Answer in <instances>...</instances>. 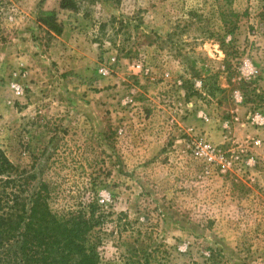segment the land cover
<instances>
[{
  "label": "rangeland",
  "instance_id": "rangeland-1",
  "mask_svg": "<svg viewBox=\"0 0 264 264\" xmlns=\"http://www.w3.org/2000/svg\"><path fill=\"white\" fill-rule=\"evenodd\" d=\"M60 2L0 0V146L30 192L96 210L101 264H264V0Z\"/></svg>",
  "mask_w": 264,
  "mask_h": 264
},
{
  "label": "trees",
  "instance_id": "trees-1",
  "mask_svg": "<svg viewBox=\"0 0 264 264\" xmlns=\"http://www.w3.org/2000/svg\"><path fill=\"white\" fill-rule=\"evenodd\" d=\"M60 7L77 11L78 3L61 0ZM28 180L0 146V264H101L96 210L56 213ZM204 264L224 263L211 253Z\"/></svg>",
  "mask_w": 264,
  "mask_h": 264
},
{
  "label": "crops",
  "instance_id": "crops-1",
  "mask_svg": "<svg viewBox=\"0 0 264 264\" xmlns=\"http://www.w3.org/2000/svg\"><path fill=\"white\" fill-rule=\"evenodd\" d=\"M232 110H246L245 107H242L240 105H237L234 109Z\"/></svg>",
  "mask_w": 264,
  "mask_h": 264
},
{
  "label": "built area",
  "instance_id": "built-area-1",
  "mask_svg": "<svg viewBox=\"0 0 264 264\" xmlns=\"http://www.w3.org/2000/svg\"><path fill=\"white\" fill-rule=\"evenodd\" d=\"M16 89H17L19 94L22 93V89H20L19 86H16Z\"/></svg>",
  "mask_w": 264,
  "mask_h": 264
}]
</instances>
